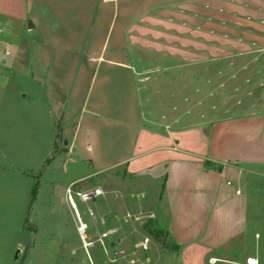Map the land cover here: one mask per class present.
<instances>
[{"label": "crops", "instance_id": "obj_1", "mask_svg": "<svg viewBox=\"0 0 264 264\" xmlns=\"http://www.w3.org/2000/svg\"><path fill=\"white\" fill-rule=\"evenodd\" d=\"M145 53L167 63L153 107L148 88L140 100L134 86L149 80L139 78L152 70ZM246 78L253 95L233 94ZM220 81L226 89L208 96ZM92 134L106 153L89 154L99 166L64 191L122 172L169 246L151 240L113 262L99 248L92 264H264V0H0V229L18 230L26 171L43 165L57 181L54 162L90 150ZM30 235L14 242L23 259ZM106 243L114 251L122 240Z\"/></svg>", "mask_w": 264, "mask_h": 264}, {"label": "rangeland", "instance_id": "obj_2", "mask_svg": "<svg viewBox=\"0 0 264 264\" xmlns=\"http://www.w3.org/2000/svg\"><path fill=\"white\" fill-rule=\"evenodd\" d=\"M107 42L108 47L110 48L112 42L111 40L109 41V39H107ZM133 57L135 56L131 55V58ZM145 63H147L152 70H149L144 74H140L139 78L144 79L147 77L149 80L146 83L143 80L141 83H137L135 81L134 86L136 89L138 88L137 95L140 100H142L147 93V96L150 97L151 106L153 107L156 104V102H154L156 96V87L155 83H153L154 77L162 75L163 73L161 68H156L161 65H166L167 63L158 61V59L155 58V54L152 53H145ZM195 86L198 85L195 84L194 86H191L190 89L193 93L195 91ZM145 88H148L146 93L144 90ZM214 90L215 87L213 86L212 91L214 92ZM200 91L201 92L198 94V98H195V104L198 101L203 106L205 103L203 102V99H205L206 95L203 96L205 91ZM215 93L216 92L213 93V96L217 95ZM187 94L189 95V92ZM21 95L22 94H20V96ZM175 95L178 99H175L174 102L181 104L177 114L181 115L182 111L188 107L182 102L185 92L182 93L181 91H176ZM217 97L218 96H216V100H212V102H210L211 105H220V102L218 103L219 98ZM259 97V93L257 92L255 95L256 101L260 100ZM13 99L18 101L17 98ZM16 103L18 104L20 101ZM171 103L172 102H169L168 104L171 105ZM141 108L142 111L145 110L144 105ZM243 109L244 106L235 109V111H241ZM159 112L160 111L155 112L156 117L160 116ZM55 124L57 127V123ZM55 135L57 137V131L55 132ZM93 136L94 135L92 134V137H90L87 142V144L90 145V150L86 148L87 145L85 144L84 150H79L78 153H63L58 160L54 162V165L57 164L61 167L59 170L60 177L57 178V181L53 179L54 174L51 172H47L44 175L42 174L44 169L43 165L41 167L32 165V170L26 171L31 185L27 190V195H29L27 200L28 202L26 201L27 203L24 205V211H21L19 217L20 220H18V230H16L14 226L13 228L8 227L7 229H0L3 235L2 238H0V257L3 260L2 264H28L29 258L32 259L31 264H92L95 262V256L98 249H102L100 244L94 242L96 239V233L109 228L117 229V232L104 242V248H106L105 251L109 253V256L112 255L113 251L112 249L110 250L109 245L106 243L107 241L112 239L122 240V245L117 249L124 250L129 247H133V245L140 242L144 236L151 239L146 230L143 229L147 224L149 225L148 229L156 228L154 219L148 220L147 223L145 220H141L140 222L128 220L125 222L123 220L126 213H130L132 215L142 213V215H144L147 214L148 208H146L144 204L139 206L136 205V200L138 199L136 192L138 191L134 187V183L127 181L124 178V174L122 172L117 171L115 174H112L114 175V177L110 176L112 182H105L106 180H103L107 176L101 177L100 181H98L100 177L97 178L91 176L88 180L81 182L74 188H71L74 192H82L92 189L94 186H100L103 191V196L98 198L96 201L82 204L79 202V199L72 194V200L74 201L76 207L75 210L68 203L65 196L64 185H68L70 181L84 178L88 174H91L92 171L99 166H93L89 161H87L89 154L90 158L92 154L96 156L98 151L100 154L106 153V150H99V147L97 149ZM65 140L66 139L60 140V143L57 145L54 152L52 148V158L57 155L58 151L61 150V147H65ZM26 168L27 167L24 166L19 167L20 170L24 171ZM35 183H38V188L34 198L32 197V199L31 190ZM54 183H58L56 189ZM38 190L39 196L37 195ZM150 192L151 195L148 198L152 200L154 189H151ZM88 208L92 210L95 216H88ZM26 211L28 213H26ZM77 217L84 224L88 225L85 231L86 236L88 237L87 242L92 244L88 246L86 245V247H83L76 230L78 225ZM101 220L104 221V224L100 223ZM8 222L11 223V221ZM31 229L34 230V245L28 249L27 258L23 259V251L16 254L18 249L14 248V242L22 239V242L24 243L28 241V239L30 240ZM117 249L114 251H118ZM15 255L17 256L16 259Z\"/></svg>", "mask_w": 264, "mask_h": 264}, {"label": "built area", "instance_id": "obj_3", "mask_svg": "<svg viewBox=\"0 0 264 264\" xmlns=\"http://www.w3.org/2000/svg\"><path fill=\"white\" fill-rule=\"evenodd\" d=\"M218 75L220 76L221 75V72H218ZM231 79H235V76H232ZM251 79L249 78H246L243 82L242 85H244V87L241 85V86H235V87H232L231 89V92L235 95H238L240 96V94L242 93H245L247 96H252L253 95V92H252V88L251 87ZM213 82L208 80L206 81V85H211ZM262 83L259 84V87H262ZM212 88V87H211ZM245 88H247L246 90H244ZM215 89H219V90H225L226 89V84L225 82L223 81H220L219 83H217L215 85ZM201 89L197 88L194 93L195 95H198L200 94V91ZM212 90V89H211ZM208 96L210 97H213V91H211V93H208ZM241 100L240 98L236 99V104H240ZM196 105L197 106H201V103H199L198 101L196 102ZM212 109L215 108V105H210ZM73 187V185H69L66 189H65V196H66V199L68 201V203L70 204V206L72 208H74L75 210V203L74 201L72 200V194H74L78 199H79V202L82 203V204H86V203H89V202H94L96 201L98 198L102 197L103 196V191L99 188V187H95V188H92V189H89V190H85V191H82V192H74L71 190V188ZM87 214L91 217L94 216L92 210L90 208L87 209ZM77 215V214H76ZM154 219V215L153 214H150V213H147V214H144L142 215V213L140 214H137V215H132L130 213H126L123 217V220L126 222L127 220L128 221H133V222H140L141 220H145V222L147 223L148 220H152ZM77 222H78V225H77V233L79 235V238L82 242V245L83 247H86V245H90L92 243H88L87 240H88V237L86 236V225L77 217ZM101 224H104V221L101 220L100 222ZM117 232V229H114V228H109L107 230H103L101 232H97L96 233V239L94 240L95 243H98L102 246L103 249L104 248V242L112 235H114L115 233ZM150 243H151V239L147 236L143 237L142 240L140 242H138L137 244H134L133 245V248L134 250L138 249L140 251H149V246H150ZM118 251H113L112 252V257L111 258V261H115V259L119 256H123L125 254V251L122 250V249H117ZM105 251V250H104ZM130 263L133 264L134 263V260L131 259L130 260ZM247 264H257L255 261H252V260H248L247 261Z\"/></svg>", "mask_w": 264, "mask_h": 264}, {"label": "trees", "instance_id": "obj_4", "mask_svg": "<svg viewBox=\"0 0 264 264\" xmlns=\"http://www.w3.org/2000/svg\"><path fill=\"white\" fill-rule=\"evenodd\" d=\"M59 136V130L57 129V137ZM51 159L46 161V164L50 161ZM205 165H209L208 163H205ZM38 183H35L32 190H31V198L35 196L36 192H37V187ZM32 198V199H33ZM151 223V222H150ZM153 224V223H151ZM149 225H145L143 230H146L147 234L151 237V239L157 243H159L162 248L164 249H168L169 246L165 243L164 240V232L159 229V228H154V229H148ZM146 228V229H145Z\"/></svg>", "mask_w": 264, "mask_h": 264}, {"label": "water", "instance_id": "obj_5", "mask_svg": "<svg viewBox=\"0 0 264 264\" xmlns=\"http://www.w3.org/2000/svg\"><path fill=\"white\" fill-rule=\"evenodd\" d=\"M18 253H19V250L16 251V254H18ZM16 258H17V256L15 255V259H16Z\"/></svg>", "mask_w": 264, "mask_h": 264}]
</instances>
